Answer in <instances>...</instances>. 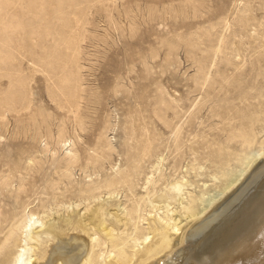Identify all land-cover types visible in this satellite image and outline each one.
I'll use <instances>...</instances> for the list:
<instances>
[{
  "label": "rangeland",
  "instance_id": "rangeland-1",
  "mask_svg": "<svg viewBox=\"0 0 264 264\" xmlns=\"http://www.w3.org/2000/svg\"><path fill=\"white\" fill-rule=\"evenodd\" d=\"M18 5L27 9L28 0ZM86 12L77 106L51 100L46 76L36 71L39 48L25 39L18 72L0 71V89L21 75L31 98L28 109L0 114V237L30 212L75 214L84 206L76 203L92 200L82 190L91 179L106 184L94 202L109 196L106 206L130 207L146 186L156 195L181 176L184 191L208 196L244 168L243 157L264 135V0H106ZM204 64L209 78L202 86L195 79ZM228 103L243 108L232 122H247L258 134L251 146L227 140L215 112ZM72 147L78 159L67 180L59 174ZM120 169L127 170L123 178ZM179 190L169 192L175 208ZM133 230L129 225L124 235Z\"/></svg>",
  "mask_w": 264,
  "mask_h": 264
},
{
  "label": "bare ground",
  "instance_id": "bare-ground-1",
  "mask_svg": "<svg viewBox=\"0 0 264 264\" xmlns=\"http://www.w3.org/2000/svg\"><path fill=\"white\" fill-rule=\"evenodd\" d=\"M17 1L0 0V71L18 72L25 39L39 48L40 66L36 71L46 76L51 100L59 107L77 106L84 90L80 49L88 22L86 10L106 0H28L27 9L17 6ZM221 47H217V53ZM50 56L52 60L47 61ZM208 73L206 68L199 76L203 80L196 77V84H205ZM30 102L26 78L10 76L9 90L0 89V114L28 109ZM231 105L215 112L224 122L227 140L239 139L251 146L258 134L247 122H232L243 108ZM78 122L83 120L79 118ZM133 130L135 135L144 133ZM257 143L252 157H243V162L246 158L248 161L244 168L208 196L205 192L197 195L184 191L188 180L181 176L156 195L146 186L145 193L136 197L130 207L122 202L106 206L109 196L94 203L106 184L88 180L82 190L92 200L76 203V209L80 204L84 206L74 210L75 214L68 211L55 219L51 214L44 217L30 212L17 221L15 228L12 225L0 237V264H160L161 260L163 264H264V135ZM105 145L111 150L108 141ZM148 147L145 144L144 155ZM64 154L67 164L59 177L70 180L78 156L73 147L66 148ZM120 170L117 176L123 178L127 170ZM147 178L148 183L154 179ZM173 188L181 193L176 208L169 195ZM186 193L189 195L184 197ZM188 196L192 198L185 200ZM143 203L150 207L143 209ZM129 225H134L135 231L124 235Z\"/></svg>",
  "mask_w": 264,
  "mask_h": 264
}]
</instances>
